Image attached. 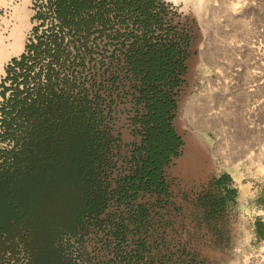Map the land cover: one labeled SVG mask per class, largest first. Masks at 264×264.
I'll return each mask as SVG.
<instances>
[{"label": "rangeland", "instance_id": "1", "mask_svg": "<svg viewBox=\"0 0 264 264\" xmlns=\"http://www.w3.org/2000/svg\"><path fill=\"white\" fill-rule=\"evenodd\" d=\"M166 1L190 43L169 91L181 144L158 185L137 178L148 109L122 40L79 39L54 0H0L1 51L25 23L19 50L0 59V151L14 146L4 124L14 94L54 68V81L98 97L87 105L108 139L96 176L105 202L64 236L70 264H264V0ZM161 29L149 36L165 38ZM223 175L229 196L217 186ZM0 264H31L17 232H0Z\"/></svg>", "mask_w": 264, "mask_h": 264}, {"label": "trees", "instance_id": "2", "mask_svg": "<svg viewBox=\"0 0 264 264\" xmlns=\"http://www.w3.org/2000/svg\"><path fill=\"white\" fill-rule=\"evenodd\" d=\"M155 3L54 0L57 17L71 32L82 33L79 39L97 34L122 40L127 61L142 76L141 97L148 118L143 139L146 157L137 178L143 187L158 185L162 168L176 156L181 144L171 125L175 100L164 88L177 84L172 76L175 69L182 71V66L175 59L173 46L154 43L149 36L160 22L153 12ZM45 76L31 92L14 94L8 104L11 110L4 124L14 146L0 151V232L20 234L31 264H70L64 236L73 234L84 215L100 211L105 202L96 176L108 144L107 128H99L91 109L98 97L81 95L82 87L75 92L76 84L68 78L54 81L59 80L54 68ZM228 181L226 175L217 181L227 196Z\"/></svg>", "mask_w": 264, "mask_h": 264}, {"label": "flooded vegetation", "instance_id": "3", "mask_svg": "<svg viewBox=\"0 0 264 264\" xmlns=\"http://www.w3.org/2000/svg\"><path fill=\"white\" fill-rule=\"evenodd\" d=\"M156 9H154L153 12H156L159 16L160 22L152 27V33H155V30L165 31L166 35L165 38H154L152 37V41L154 43H162L166 45H171L175 48V59L180 61V64L182 66V71L179 69H175L173 76L177 78V85H166L165 91H167L170 94V89L173 91L175 87H178L181 84V78H179L182 74H184L185 71V65L184 62L187 59V49L189 47L190 43V37L187 33L186 27L182 25L179 22H175L174 20V13L172 17L170 16V5L167 3L166 0H156ZM174 20V21H173ZM174 22L175 25L171 26L170 22ZM166 28H164L165 25ZM157 37V36H156ZM172 76V79L175 80V78ZM143 85V84H142Z\"/></svg>", "mask_w": 264, "mask_h": 264}, {"label": "bare ground", "instance_id": "4", "mask_svg": "<svg viewBox=\"0 0 264 264\" xmlns=\"http://www.w3.org/2000/svg\"><path fill=\"white\" fill-rule=\"evenodd\" d=\"M24 5V4H23ZM19 6V5H18ZM20 7V6H19ZM22 9H23V7H22ZM22 9H20L19 10V13L21 12L22 13V15H23V18H24V16H25V13L22 11ZM20 16V15H19ZM27 16V15H26ZM25 16V17H26ZM27 18V17H26ZM20 20V19H19ZM18 20V21H19ZM22 20V19H21ZM19 21V22H22L21 24H19V28H18V30L16 29V31H17V35H14L13 36V42H11V44H9V46H7L6 48H7V50L6 51H4L5 50V48H4V50L2 49V51H1V47H0V59L2 58V57H7V56H9L10 54H15L18 50H19V45H20V43H21V37H22V31H23V27H24V25H25V23H24V21ZM2 45V44H1ZM264 51V50H263ZM3 63V62H2ZM254 86H256L255 84H252V85H250V88H252V87H254ZM248 91H250V90H248ZM246 112H248V110L246 111ZM250 112H248L247 114H249ZM250 115V114H249ZM248 116V115H247Z\"/></svg>", "mask_w": 264, "mask_h": 264}, {"label": "crops", "instance_id": "5", "mask_svg": "<svg viewBox=\"0 0 264 264\" xmlns=\"http://www.w3.org/2000/svg\"><path fill=\"white\" fill-rule=\"evenodd\" d=\"M5 42V41H4ZM5 43H7V42H5ZM9 43V42H8Z\"/></svg>", "mask_w": 264, "mask_h": 264}]
</instances>
